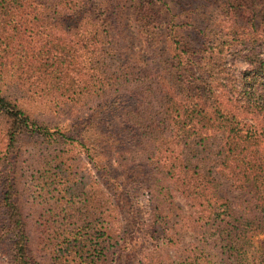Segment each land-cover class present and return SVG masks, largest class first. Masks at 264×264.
I'll return each mask as SVG.
<instances>
[{
	"label": "trees",
	"instance_id": "16d2710c",
	"mask_svg": "<svg viewBox=\"0 0 264 264\" xmlns=\"http://www.w3.org/2000/svg\"><path fill=\"white\" fill-rule=\"evenodd\" d=\"M124 8L123 0H0V80L14 79L6 89L0 86L7 153L17 155L30 134L56 141L61 136L65 147L56 149L57 158L73 147L64 133L39 125L25 100L36 98L66 116L92 102L134 94L139 103L126 121L137 145L119 153L117 162L138 172L132 183L147 184L150 211L145 231L127 199L85 182L86 174L80 183L52 162L48 177L60 180L38 184L35 205L48 215H42L37 239L14 186L2 202L0 242L15 237L10 264H264V252L249 258L250 233L264 235L260 136L240 114L261 108L252 98L258 92L236 98L237 86L226 83L221 62L198 59L180 27L164 46L147 5L138 15L143 48L119 59L107 40L122 25ZM255 69L264 75V62ZM219 175L243 194L237 204L222 195ZM184 233L197 242L182 255L165 256Z\"/></svg>",
	"mask_w": 264,
	"mask_h": 264
},
{
	"label": "rangeland",
	"instance_id": "374dc122",
	"mask_svg": "<svg viewBox=\"0 0 264 264\" xmlns=\"http://www.w3.org/2000/svg\"><path fill=\"white\" fill-rule=\"evenodd\" d=\"M123 1L125 17L122 25L116 24L107 40L117 50L118 55L122 56L119 59L143 48L138 33V15H144L147 5L148 14L155 18L157 32L166 39L162 41L164 46L171 45L168 38L173 35L175 28L180 27L181 39L190 46L198 59L204 63L211 59L221 62L230 81L226 83L230 85L233 82L237 86L234 88L236 98L243 99L245 91L258 92L252 98L258 99L262 109H245L240 114L243 119H247V124L257 128L262 154L261 174L264 175V75L255 69L258 61L264 62V0H235L234 3L229 0ZM138 5L143 10L139 11ZM166 49L162 50L165 56ZM246 57H254L256 64L249 62ZM13 84L14 79L0 80L3 89ZM14 94L26 95L20 92ZM24 102L35 113L39 125L47 127L51 133H64L70 139L68 143H73V147L66 148L68 151L57 158L54 156L56 149L65 147L61 144L64 141L61 136L56 141L40 137V134H30L21 140L17 155L7 153L6 123L0 117V221L4 218L2 202L8 189L14 186L15 197L22 201L32 218V234L38 238V233L43 229L42 215H48L47 210L35 205L38 184L42 179L43 182H53L54 179L59 182V178L48 177L54 175L47 173L50 164L54 162L59 165L64 175L74 173L81 183L82 176L86 174L88 180L85 179V182L92 184L90 180L96 181L107 195L127 199L131 203L129 210L132 215L142 222L147 231L150 228L149 188L146 183H132L130 176L138 172L117 162L119 153L131 150L137 145L136 133L126 121L127 113L139 103L137 96L127 92L120 93L102 102H92L84 109H79V113L66 116H60L52 109L44 107V103L36 98ZM229 108L232 109L231 106ZM55 138H58L57 134ZM40 167L42 176L38 177L37 171ZM216 177L220 181L222 195L237 204L243 194L230 188L220 175ZM258 184L264 198V177ZM176 201L187 210L185 201L181 198ZM249 237V258L259 259L264 252V235L255 231ZM14 240L15 237H8L0 242V264H10ZM196 242L192 234L184 233L180 235L178 245L164 249L165 256H175L177 252L182 255L189 249L190 244Z\"/></svg>",
	"mask_w": 264,
	"mask_h": 264
}]
</instances>
